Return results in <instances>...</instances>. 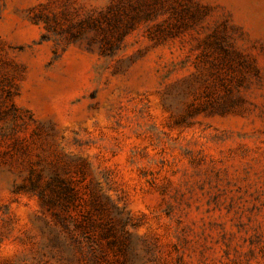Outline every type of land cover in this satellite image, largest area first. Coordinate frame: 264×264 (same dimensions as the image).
I'll return each mask as SVG.
<instances>
[{
    "label": "rangeland",
    "instance_id": "rangeland-1",
    "mask_svg": "<svg viewBox=\"0 0 264 264\" xmlns=\"http://www.w3.org/2000/svg\"><path fill=\"white\" fill-rule=\"evenodd\" d=\"M0 264H264V0H0Z\"/></svg>",
    "mask_w": 264,
    "mask_h": 264
}]
</instances>
